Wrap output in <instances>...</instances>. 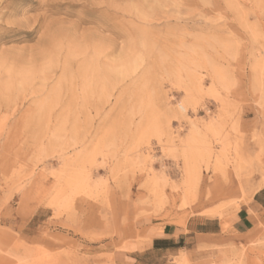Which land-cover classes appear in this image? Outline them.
I'll use <instances>...</instances> for the list:
<instances>
[{"label": "rangeland", "instance_id": "rangeland-1", "mask_svg": "<svg viewBox=\"0 0 264 264\" xmlns=\"http://www.w3.org/2000/svg\"><path fill=\"white\" fill-rule=\"evenodd\" d=\"M260 174L264 0H0V264H181L114 253L205 217L186 264H264Z\"/></svg>", "mask_w": 264, "mask_h": 264}, {"label": "crops", "instance_id": "crops-1", "mask_svg": "<svg viewBox=\"0 0 264 264\" xmlns=\"http://www.w3.org/2000/svg\"><path fill=\"white\" fill-rule=\"evenodd\" d=\"M243 202L228 220L237 236L253 233L259 215L264 219V175L245 188ZM252 200V202H251ZM221 232V223L215 218L189 219L183 227L165 225L149 230L146 242L138 243L114 253V258H193L198 246L210 243Z\"/></svg>", "mask_w": 264, "mask_h": 264}, {"label": "bare ground", "instance_id": "bare-ground-1", "mask_svg": "<svg viewBox=\"0 0 264 264\" xmlns=\"http://www.w3.org/2000/svg\"><path fill=\"white\" fill-rule=\"evenodd\" d=\"M187 173H188V170H187ZM75 182V181H74ZM73 182V183H74ZM75 185V184H74ZM75 188H76V186H75ZM70 189V188H69ZM73 189H74V187H73ZM72 190V189H71ZM75 190V189H74ZM70 194H72V193H70ZM182 260H181V264H186V260H185V258H181Z\"/></svg>", "mask_w": 264, "mask_h": 264}]
</instances>
